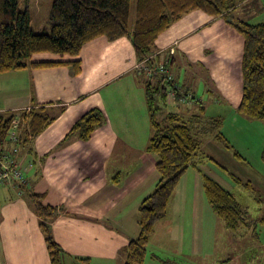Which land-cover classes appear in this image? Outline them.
Listing matches in <instances>:
<instances>
[{"label": "crops", "instance_id": "crops-1", "mask_svg": "<svg viewBox=\"0 0 264 264\" xmlns=\"http://www.w3.org/2000/svg\"><path fill=\"white\" fill-rule=\"evenodd\" d=\"M156 45V65H168L173 74L169 89L178 88L176 98L167 100L179 112L166 114L188 120V106L196 109L201 103L202 113L208 105L211 118L222 120L223 131L250 123L238 111L244 37L228 20L192 11L171 24ZM76 59L81 60L79 73L70 64H57L0 74V112L41 106L55 117L28 145L0 144V150L15 154L28 178L21 188L0 187V264H52L40 227L43 219L30 193L58 211L47 222L65 252V264H124V249L140 231L139 206L158 184L159 156L148 151L153 129L146 70L138 66L130 37L98 36L76 57L33 55L37 62ZM92 108L101 109L105 120L91 138L70 133ZM17 130L22 133V127ZM238 132L249 137L245 129ZM198 156L182 175L167 215L157 222L144 264H204L205 250L216 247L220 233L230 234L204 191L203 175L217 181L214 161L204 163Z\"/></svg>", "mask_w": 264, "mask_h": 264}, {"label": "trees", "instance_id": "trees-1", "mask_svg": "<svg viewBox=\"0 0 264 264\" xmlns=\"http://www.w3.org/2000/svg\"><path fill=\"white\" fill-rule=\"evenodd\" d=\"M19 1L0 0V74L57 64H70L74 66V72L79 73L80 59L37 62L33 60V55L51 52L76 57L87 42L98 36H106L110 40L130 37L138 62H144L150 68L159 67L154 60L156 42L171 24L195 10L224 17L244 37L242 99L238 111L250 119L264 120V22L251 24L231 16L232 10L243 0H137L134 23H131L133 0H54L49 17L50 30L44 32L35 31L29 7L19 9ZM165 66L168 68V65ZM164 74L156 84L147 75L143 78L153 129L148 151L159 156L156 163L159 181L155 190L139 206L140 231L124 249V264H144L157 222L167 215L170 199L182 175L190 166L196 165L198 155L202 153L201 142L194 134L190 119H182L176 113L167 114L163 121L156 118V112L160 109L158 103L167 100L168 91L176 88L178 92L175 86L169 89L173 78L168 79ZM54 119L41 106L20 113L0 112V144L3 148L10 141L28 145ZM104 120V112L92 108L75 122L70 133L77 132L82 139L89 140ZM213 122L222 127V120L213 119ZM18 127H22V133L18 134ZM216 138L226 137L219 131ZM235 154L242 156L237 151ZM14 155L7 149L0 150V158L16 160ZM234 179L248 188L253 187L250 181L244 183L239 178ZM203 186L218 217L234 233L245 235L251 220L248 210L235 194L207 175H203ZM30 200L43 219L40 227L52 264H65V252L55 240L47 222L57 215V209L43 204L37 193H30Z\"/></svg>", "mask_w": 264, "mask_h": 264}, {"label": "rangeland", "instance_id": "rangeland-1", "mask_svg": "<svg viewBox=\"0 0 264 264\" xmlns=\"http://www.w3.org/2000/svg\"><path fill=\"white\" fill-rule=\"evenodd\" d=\"M53 1H19V9L29 7L31 24L35 31L50 30L49 17ZM136 1L133 0L132 3L131 23L135 20ZM231 16L251 24L262 23L264 0H243L232 10ZM162 74L164 73L155 75L151 80L156 84ZM183 93L182 91L181 94ZM158 105L160 109L156 112L157 120H161L168 112H179L170 99L160 101ZM200 105L201 103L195 104L196 109L188 106L192 109L188 119L193 125L194 134L201 142L202 161H214L213 168L217 172L215 178L235 194L248 210L251 220L245 235L234 233L232 230L229 231L230 234L220 233L216 247L205 250L204 264H264V221H261L264 218V120L247 118L246 120H251L250 123H245L244 126L240 124L234 130L227 126L223 131L217 122H213L208 112L209 106L207 105L206 112L202 113ZM204 107L206 109L205 104ZM243 129L249 132L246 133L249 137H242L238 132ZM219 131L226 138H216ZM235 151H239L242 156L237 157ZM233 176L244 183L250 181L253 187L248 188L236 182Z\"/></svg>", "mask_w": 264, "mask_h": 264}, {"label": "built area", "instance_id": "built-area-1", "mask_svg": "<svg viewBox=\"0 0 264 264\" xmlns=\"http://www.w3.org/2000/svg\"><path fill=\"white\" fill-rule=\"evenodd\" d=\"M140 69L146 70V75L149 79H152L155 74L154 68L148 67L144 62L138 64ZM162 71L166 73L168 79L173 78V74L165 66L164 63H161L159 67L156 68V71ZM176 88H171L168 91V96L174 100L176 98ZM13 138H16V135L12 134ZM28 183V178L25 175V171L21 165L16 162L14 158H0V186L11 185L16 188H21L22 185Z\"/></svg>", "mask_w": 264, "mask_h": 264}]
</instances>
